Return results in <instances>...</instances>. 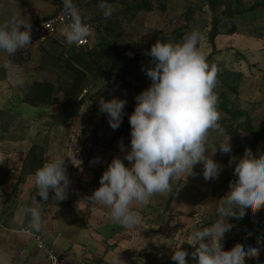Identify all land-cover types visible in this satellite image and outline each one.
I'll list each match as a JSON object with an SVG mask.
<instances>
[{
    "label": "rangeland",
    "instance_id": "obj_1",
    "mask_svg": "<svg viewBox=\"0 0 264 264\" xmlns=\"http://www.w3.org/2000/svg\"><path fill=\"white\" fill-rule=\"evenodd\" d=\"M76 2L87 3L86 16L104 24L93 46L104 39H109L115 46L109 49L108 58L97 63L96 71L88 74L85 90L81 93L84 96L81 110L83 115L103 116V123L98 124V129L105 131L104 142L109 143L113 134L109 138L111 127L106 115L99 112L98 101L101 97L105 101L113 97L126 100L122 123L116 129L124 131L116 141L118 145L122 140L125 146V152H121L119 147L116 149L119 156H124L129 149L131 128L128 116L132 114V109L134 111V98L151 83L141 70L142 65L149 66L151 59L144 55L146 50L158 40L166 39L175 27L188 29V33L197 30L204 35L198 45L199 50L209 64L219 68L218 84L214 91L218 97L219 123L225 135L220 136L210 130L208 147L215 152L216 147L229 136L232 151L223 154L217 149L213 154L206 150L205 154L222 165L223 170L216 180L205 181L203 166L197 164L193 167V175L185 179L186 174H181L177 186L173 183L170 191L154 194L145 205L133 204L132 208L141 216L143 226L131 229L130 234L122 238L127 245L131 243L128 261L133 260L135 264H171L169 250L175 251L181 247L191 253L194 250L191 233L216 221L215 210L219 200L228 193L229 184L236 180L235 162L229 165L230 157L238 161L245 149H250L254 158L264 157V142L254 144L255 132L264 119V0H114L110 4L114 11L108 19L103 17L94 0H74ZM54 12L53 0H0L1 23L15 15L33 24ZM238 12L241 14L236 15ZM214 20H218L220 35L224 37L216 38L215 52L212 54L209 35ZM105 27L111 29L108 34ZM229 34L234 35L225 38ZM68 48L61 46L59 49L48 44L41 50L28 46L11 57L0 52V65L11 61L15 66L13 70L0 66V126L14 129L17 136L26 131H37V138L42 143L46 140L42 128L50 125H69L72 128L70 123L73 119L59 123V119L51 118L59 112L64 91L74 77L65 67L72 55ZM117 71L123 77L131 76V88H115ZM35 82L55 85L58 91L51 105L33 107L29 104L35 95ZM230 112L238 114L234 117ZM234 123L240 126L238 133L242 142L236 140L227 129ZM54 138H57L56 143H60V137ZM97 138L93 137L92 142H97ZM64 139L62 142L68 140ZM100 171L96 170V176ZM98 206L103 215L109 216L110 209ZM228 222L233 227L225 233L221 241L222 249L230 251L237 246L258 247L259 256L246 259L245 264H264V208L242 219L229 218ZM105 225L103 231L106 233L121 234L123 227L109 217ZM114 256L116 254L111 255ZM186 260L188 264H195L190 257H186Z\"/></svg>",
    "mask_w": 264,
    "mask_h": 264
},
{
    "label": "clouds",
    "instance_id": "obj_2",
    "mask_svg": "<svg viewBox=\"0 0 264 264\" xmlns=\"http://www.w3.org/2000/svg\"><path fill=\"white\" fill-rule=\"evenodd\" d=\"M61 3L64 15L70 20L61 34L67 45H78L89 36L86 18L82 17L74 0H61ZM97 7L105 19L114 11L107 0H99ZM203 39L202 32L193 30L180 42L158 40L144 52L151 59L149 66L142 65L141 70L151 83L134 98L135 108L128 116L131 128L129 149L123 160L112 159L99 179L100 186L84 200L86 204L110 209L109 218L123 228L134 229L142 222L139 213L133 210V204L145 205L154 194L170 191L173 183L177 186L181 174H186L185 179L193 175L195 165L202 164L205 181L216 180L223 170L222 165L205 154L209 150V131L224 136L225 130L219 123L218 97L214 91L219 68L209 64L199 50L198 45ZM30 45L29 22L14 15L0 23V52L11 57ZM0 66L6 70L15 68L11 61ZM125 105L126 100L115 97L107 101L101 97L98 101L99 112L106 115L113 130L122 123ZM118 147L125 152L122 140ZM217 149L223 154L231 153L229 136L215 152ZM66 158L73 165L78 161L75 148L67 155L46 160L34 172L36 194L31 206L22 209V214L30 217L26 234L41 231L43 206L50 205L46 203L50 192L53 202L67 199L70 180ZM125 160L130 167L125 166ZM99 162V157L94 158L93 163ZM233 162L236 180L229 184L228 193L219 200L216 221L191 233L194 251L176 249L171 255L175 264H188L186 257L194 259L195 264H245L246 259L259 256L258 247L222 249L221 241L233 227L229 218L242 219L264 208V157L254 158L252 151L245 149L238 161L230 157L229 165ZM112 264L124 262L116 255Z\"/></svg>",
    "mask_w": 264,
    "mask_h": 264
},
{
    "label": "crops",
    "instance_id": "obj_3",
    "mask_svg": "<svg viewBox=\"0 0 264 264\" xmlns=\"http://www.w3.org/2000/svg\"><path fill=\"white\" fill-rule=\"evenodd\" d=\"M233 35H226L225 38ZM221 36L224 37L219 35L217 38ZM89 115H83L81 110L79 116L71 121L72 128L69 125L42 128L46 137L43 143L37 138V131H26L17 136L14 129L0 126V264H49L46 254L37 249L35 241L21 233L23 226L30 222V217L23 215L22 209L31 206L36 194L34 172L46 160L67 155L73 148L78 161H74L73 165L65 159L70 180L67 199L53 202L50 192V199L46 202L50 205L43 206L41 231L48 245L62 255L67 264H112V254L118 255L125 264L136 263L128 261L131 243L127 245L126 240H122L131 229L122 228L118 235L106 233L103 228L109 216L103 215L98 205L84 202L100 186L99 179L112 159L118 157L123 160V156L116 153L118 129L114 132L110 128L109 138L112 134L113 137L106 143L105 131L98 129L103 123V116ZM97 136V142H92L91 139ZM54 137H60V143H56L57 138ZM64 138L68 140L62 142ZM97 157L100 162L93 163ZM123 162L130 167L128 161ZM97 169L101 171L96 176ZM36 199L39 201L40 198L37 196ZM140 224L134 229H140L143 226ZM173 252L168 251L171 264H175L171 260Z\"/></svg>",
    "mask_w": 264,
    "mask_h": 264
},
{
    "label": "trees",
    "instance_id": "obj_4",
    "mask_svg": "<svg viewBox=\"0 0 264 264\" xmlns=\"http://www.w3.org/2000/svg\"><path fill=\"white\" fill-rule=\"evenodd\" d=\"M113 2L114 0H107L108 4H111ZM94 3L98 4L99 0H94ZM235 14L240 15L241 12ZM88 21L94 27L96 36L101 35V30H103L104 24H102V22H95L92 19H89ZM218 27H219L218 20H214L213 27L209 35V43L213 47L212 54L215 52L216 38L220 35ZM105 28H106L105 32H107L106 34H108L111 29H107V27ZM186 33H188V29H182V27H175L174 30H172V32L166 37V39H164L161 42H165V41L172 43L180 42L182 41V38ZM51 45L59 49L61 48V46L58 44H51ZM30 46L44 50L46 45L37 46L31 43ZM111 47H113L114 49L115 48L114 44L111 43L109 39H104L102 43L96 44L90 47L89 49L88 48L75 49L74 47L68 48L69 53H71L72 55L71 58L67 60V62L65 63V67L68 72H71L74 75V77L64 91L63 94L64 100L59 112L51 118H54L56 120L59 119L61 121L59 123H65L79 116L81 107L84 104V96H82L81 93L83 90H85L84 86L88 79V74L94 73L96 71L97 63L99 61L108 58V52ZM116 75L118 82L116 83L115 88H119V89L131 88V76L128 75L127 77H123L119 71L116 72ZM34 89H35V95L32 101L29 102V104H31L33 107L51 105L58 91L55 85L49 82H41V83L35 82ZM131 112H133V109L131 110ZM230 113L234 117H236V115L238 114L237 112H230ZM123 126L124 125H122V127ZM239 128L240 126L234 123L227 129L232 133V135L236 138V140L242 142L243 140L238 133ZM123 133H124L123 130H119L115 137L117 138ZM260 141L264 142V119L260 124L259 129L255 132L254 144L256 145Z\"/></svg>",
    "mask_w": 264,
    "mask_h": 264
},
{
    "label": "built area",
    "instance_id": "obj_5",
    "mask_svg": "<svg viewBox=\"0 0 264 264\" xmlns=\"http://www.w3.org/2000/svg\"><path fill=\"white\" fill-rule=\"evenodd\" d=\"M55 5V13L52 15L31 24V43L34 45H48V44H58L63 47H74L75 49L80 48H90L95 43L96 32L92 24L88 21L89 18L85 14V6L87 3H78L80 14L82 17L86 18V22L89 26V36L86 40L78 45H67L63 35L61 34L63 27H65L70 20L66 17L62 11L61 0H53ZM30 222L26 223L21 229V233L30 236L36 243V247L39 251L46 254L49 264H67L66 259L60 255L53 247L48 245L45 235L42 231L33 232L31 235L26 234L28 225ZM79 264H88L87 262H82Z\"/></svg>",
    "mask_w": 264,
    "mask_h": 264
}]
</instances>
